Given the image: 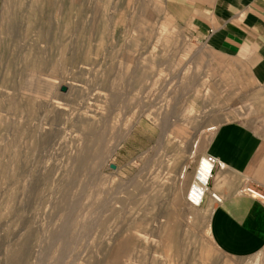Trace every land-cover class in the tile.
<instances>
[{"label":"rangeland","instance_id":"obj_1","mask_svg":"<svg viewBox=\"0 0 264 264\" xmlns=\"http://www.w3.org/2000/svg\"><path fill=\"white\" fill-rule=\"evenodd\" d=\"M176 15L0 0V264L259 262L212 243L210 194L186 199L249 74Z\"/></svg>","mask_w":264,"mask_h":264},{"label":"crops","instance_id":"obj_2","mask_svg":"<svg viewBox=\"0 0 264 264\" xmlns=\"http://www.w3.org/2000/svg\"><path fill=\"white\" fill-rule=\"evenodd\" d=\"M164 2L206 47L240 60L249 74L244 102L233 118L212 126L205 145V154L222 164L214 166L209 186L220 201L212 203L208 235L235 262L264 264V203L242 192L264 191V0Z\"/></svg>","mask_w":264,"mask_h":264},{"label":"bare ground","instance_id":"obj_3","mask_svg":"<svg viewBox=\"0 0 264 264\" xmlns=\"http://www.w3.org/2000/svg\"><path fill=\"white\" fill-rule=\"evenodd\" d=\"M210 168L211 166L205 162L204 157L202 156L199 159L198 168L196 169L194 176L187 188L186 199L188 201H190L189 198L194 201L198 200V198L199 201L200 199L202 200L206 191L208 190V184L206 182L209 177V172L212 173Z\"/></svg>","mask_w":264,"mask_h":264},{"label":"built area","instance_id":"obj_4","mask_svg":"<svg viewBox=\"0 0 264 264\" xmlns=\"http://www.w3.org/2000/svg\"><path fill=\"white\" fill-rule=\"evenodd\" d=\"M203 157H204L205 162L211 166L210 171L212 173H213V169H214L215 165L222 166V164L212 155L205 154ZM197 168H198V166H197ZM212 173L209 172V177H208V180L206 182L207 184L209 183V180H211V178H212ZM242 192L245 194H248L249 196H251L253 198L259 199L261 202L264 203V191H259V190L254 189V188L246 187L242 190ZM206 193L210 194V196L214 199L215 202L220 201V197L216 193L210 191L209 186H208V190L206 191ZM189 200H190L189 202H191V204H194V205H199L202 201L201 199L199 201V198H198V200H195V201L191 200L190 198H189Z\"/></svg>","mask_w":264,"mask_h":264},{"label":"water","instance_id":"obj_5","mask_svg":"<svg viewBox=\"0 0 264 264\" xmlns=\"http://www.w3.org/2000/svg\"><path fill=\"white\" fill-rule=\"evenodd\" d=\"M111 166H112V168H113L114 165H111Z\"/></svg>","mask_w":264,"mask_h":264}]
</instances>
